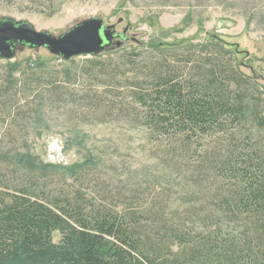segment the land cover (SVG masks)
Segmentation results:
<instances>
[{
	"label": "trees",
	"instance_id": "trees-1",
	"mask_svg": "<svg viewBox=\"0 0 264 264\" xmlns=\"http://www.w3.org/2000/svg\"><path fill=\"white\" fill-rule=\"evenodd\" d=\"M59 1L22 4L53 16ZM201 2L238 3L264 28V0ZM232 47L0 59V264H264V87ZM51 120L69 134L119 122L169 146L150 172L101 148L48 163L31 139Z\"/></svg>",
	"mask_w": 264,
	"mask_h": 264
},
{
	"label": "rangeland",
	"instance_id": "rangeland-1",
	"mask_svg": "<svg viewBox=\"0 0 264 264\" xmlns=\"http://www.w3.org/2000/svg\"><path fill=\"white\" fill-rule=\"evenodd\" d=\"M249 1L251 6L255 0ZM10 2L0 1V19L9 17L17 21H29L37 30L49 31L57 36L76 23L92 17L102 18L106 26L115 25L117 33L131 27L128 32L130 39L119 49L106 54L146 49L150 43L203 46L209 44L213 36H217L237 50L242 70L247 74L254 73L264 87V28L259 29L256 23L249 25L241 15L238 3L225 10L211 2L202 3L201 0H173L177 5L166 3L167 0H60L55 15L47 16L31 10L28 3L22 4V0L15 4ZM258 7L264 10V4ZM54 58L55 55L44 47L39 50L25 48L18 51L11 61L40 59L55 62ZM50 125L51 130L41 138L31 139L32 151L45 162L65 166L81 163L90 150L96 153L101 148L109 155L119 156L121 162L133 163V168L140 165L150 172L158 160L149 157L155 153L161 156L169 146L168 141L160 142L144 129L129 130L119 122L87 128L74 134H69L63 123L51 120ZM117 147L118 150L115 149ZM95 153L94 156L99 157ZM54 238L58 241L60 234L55 233Z\"/></svg>",
	"mask_w": 264,
	"mask_h": 264
},
{
	"label": "water",
	"instance_id": "water-1",
	"mask_svg": "<svg viewBox=\"0 0 264 264\" xmlns=\"http://www.w3.org/2000/svg\"><path fill=\"white\" fill-rule=\"evenodd\" d=\"M115 25L104 26L100 17H92L76 23L60 35L39 31L29 21H17L5 17L0 19V59L12 60L18 51L25 48L39 50L44 47L64 60L80 56H99L119 49L123 41L118 40L111 47L114 35L110 33Z\"/></svg>",
	"mask_w": 264,
	"mask_h": 264
},
{
	"label": "flooded vegetation",
	"instance_id": "flooded-vegetation-1",
	"mask_svg": "<svg viewBox=\"0 0 264 264\" xmlns=\"http://www.w3.org/2000/svg\"><path fill=\"white\" fill-rule=\"evenodd\" d=\"M104 26L106 27V25L104 24ZM115 28H116V26H115ZM115 28H112L111 29V31H110V33L112 34V35H114V38H113V41H112V44H111V47H114L115 46V43H116V39H120L121 41H123V43H122V45L126 42V41H128L129 39H130V37H129V35H128V32H129V30L131 29V27L130 28H125L124 30H123V32H120V33H117L116 32V30H115Z\"/></svg>",
	"mask_w": 264,
	"mask_h": 264
}]
</instances>
